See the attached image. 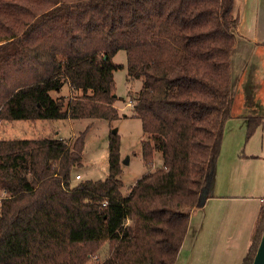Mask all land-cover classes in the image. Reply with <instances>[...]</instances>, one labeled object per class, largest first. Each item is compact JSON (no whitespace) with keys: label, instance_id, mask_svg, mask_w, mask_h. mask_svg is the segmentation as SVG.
<instances>
[{"label":"trees","instance_id":"obj_1","mask_svg":"<svg viewBox=\"0 0 264 264\" xmlns=\"http://www.w3.org/2000/svg\"><path fill=\"white\" fill-rule=\"evenodd\" d=\"M234 0H0V120L118 116L112 60L125 52L147 170L121 191L119 136L108 174L73 180L84 133L0 138V264H174L214 175L232 115ZM67 83L69 94L52 96ZM250 134L263 115L240 110ZM162 164L153 166L155 153ZM77 174V173H75ZM74 174V176H75ZM264 201L241 264H251Z\"/></svg>","mask_w":264,"mask_h":264},{"label":"rangeland","instance_id":"obj_2","mask_svg":"<svg viewBox=\"0 0 264 264\" xmlns=\"http://www.w3.org/2000/svg\"><path fill=\"white\" fill-rule=\"evenodd\" d=\"M234 3L233 12L244 15V30L247 35L250 33V37L237 35L230 52V90L234 104L232 115L224 123L212 182L215 184L216 181L218 186L221 181V188L231 189V181L235 179L234 187L238 193L259 196L264 192L251 184L261 179L260 171L264 172V0H235ZM255 25L261 33L259 41L251 37ZM112 60L123 64L113 72L114 93L118 96L115 100L117 117L35 121L1 119L0 138L55 135L71 138L91 122L84 133L82 166L72 170L73 180H79L86 177L103 178L108 174V135L114 129L119 136L121 191L125 193L129 185L147 170L140 146L144 133L140 119L132 114V102L129 99V93L139 88L140 79L126 77L124 50H118ZM50 93L52 96L69 94V86L64 83L58 91L52 90ZM239 109L263 115L262 122L250 134L246 130L245 118L239 115ZM125 158L127 160L123 162ZM161 164L162 158L156 152L153 166ZM75 173L80 177L76 178ZM99 258L94 253L86 264H93Z\"/></svg>","mask_w":264,"mask_h":264},{"label":"crops","instance_id":"obj_3","mask_svg":"<svg viewBox=\"0 0 264 264\" xmlns=\"http://www.w3.org/2000/svg\"><path fill=\"white\" fill-rule=\"evenodd\" d=\"M237 15L239 17L237 35L249 38L250 33L249 35L245 33L244 15L239 13ZM257 28L258 26L255 25L251 33L254 41L262 38ZM259 174L261 179L255 180L251 185L264 192V172L260 171ZM223 182L226 183L225 180ZM212 183L203 204L190 212L188 229L174 264H241L242 262L251 242L252 230L264 201V193L259 196L238 193L234 187L235 179L231 181V189L221 188V181L218 186L216 181L215 184Z\"/></svg>","mask_w":264,"mask_h":264},{"label":"water","instance_id":"obj_4","mask_svg":"<svg viewBox=\"0 0 264 264\" xmlns=\"http://www.w3.org/2000/svg\"><path fill=\"white\" fill-rule=\"evenodd\" d=\"M115 130H112V133H114ZM127 158L123 160V162H126ZM251 264H264V223L263 228L261 232V236L258 242V245L256 247L255 253L253 255V259L251 261Z\"/></svg>","mask_w":264,"mask_h":264},{"label":"built area","instance_id":"obj_5","mask_svg":"<svg viewBox=\"0 0 264 264\" xmlns=\"http://www.w3.org/2000/svg\"><path fill=\"white\" fill-rule=\"evenodd\" d=\"M75 177H76V178H79L80 175L77 173ZM261 200H263V198H261Z\"/></svg>","mask_w":264,"mask_h":264}]
</instances>
